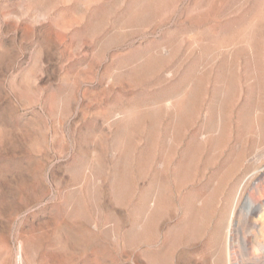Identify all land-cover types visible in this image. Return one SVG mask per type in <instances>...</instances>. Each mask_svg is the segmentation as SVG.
Here are the masks:
<instances>
[{
    "label": "rangeland",
    "instance_id": "obj_1",
    "mask_svg": "<svg viewBox=\"0 0 264 264\" xmlns=\"http://www.w3.org/2000/svg\"><path fill=\"white\" fill-rule=\"evenodd\" d=\"M0 264H264V0H0Z\"/></svg>",
    "mask_w": 264,
    "mask_h": 264
},
{
    "label": "bare ground",
    "instance_id": "obj_2",
    "mask_svg": "<svg viewBox=\"0 0 264 264\" xmlns=\"http://www.w3.org/2000/svg\"><path fill=\"white\" fill-rule=\"evenodd\" d=\"M255 203H253L252 201H250V199H245V201H244V204H243V206L245 207V208H247L246 210L247 211H249L250 210V208H252V206H255L254 205ZM254 209V208H253Z\"/></svg>",
    "mask_w": 264,
    "mask_h": 264
}]
</instances>
